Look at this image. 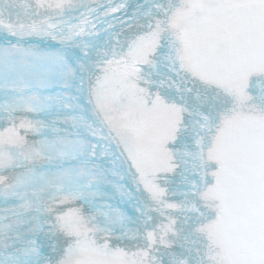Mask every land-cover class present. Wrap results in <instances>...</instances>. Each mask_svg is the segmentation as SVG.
<instances>
[{"label": "snow or ice", "instance_id": "1", "mask_svg": "<svg viewBox=\"0 0 264 264\" xmlns=\"http://www.w3.org/2000/svg\"><path fill=\"white\" fill-rule=\"evenodd\" d=\"M0 264H264V0H0Z\"/></svg>", "mask_w": 264, "mask_h": 264}]
</instances>
